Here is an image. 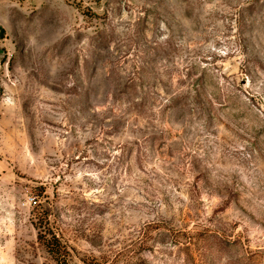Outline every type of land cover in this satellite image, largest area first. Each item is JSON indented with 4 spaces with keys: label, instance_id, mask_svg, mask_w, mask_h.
<instances>
[{
    "label": "rangeland",
    "instance_id": "rangeland-1",
    "mask_svg": "<svg viewBox=\"0 0 264 264\" xmlns=\"http://www.w3.org/2000/svg\"><path fill=\"white\" fill-rule=\"evenodd\" d=\"M0 264H264V0H0Z\"/></svg>",
    "mask_w": 264,
    "mask_h": 264
}]
</instances>
